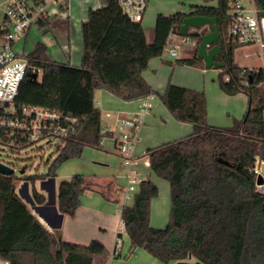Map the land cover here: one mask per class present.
I'll return each instance as SVG.
<instances>
[{
  "label": "trees",
  "instance_id": "obj_1",
  "mask_svg": "<svg viewBox=\"0 0 264 264\" xmlns=\"http://www.w3.org/2000/svg\"><path fill=\"white\" fill-rule=\"evenodd\" d=\"M215 1L214 5H191L189 13H158L153 39L148 42L142 21H130L122 14L116 20L110 9L113 4L118 7L108 0L104 8L89 10L88 18L80 23L78 66L51 59L42 42L26 53L29 65L39 68L41 77L34 78L30 72L24 76L17 102L60 111L76 118V123L74 131L58 141L45 173L0 174V259H8L10 264L106 263L108 252L100 241L79 245L50 233L14 193L15 182H29L32 200L42 204L44 196L33 186L36 179L53 176L64 162L80 157L84 147L101 146L100 110L94 105V91L106 89L124 100L156 93L143 71L152 58L162 55L169 34L178 32L185 16L202 15L217 19L221 52L215 60L222 62L216 67L218 85L229 95L245 93L246 110L231 126L210 125L203 92L167 82L159 99L175 120L192 127L188 135L147 150L150 171L169 184L167 223L163 228L149 225L150 202L158 195V187L149 178L139 182L131 205L121 206L120 218L131 254L142 248L162 263L188 260L191 255L203 264H264V204L249 171L258 143H262L264 156V93L257 86L264 80V69H248L251 82H241L243 67L235 63L234 51L243 45L221 39L228 0ZM256 5L263 8L264 0H256ZM108 22H113L114 29ZM51 24L44 20L38 25L47 31ZM97 24L106 30L98 47ZM205 32L188 28L184 35L195 37L198 45ZM176 62L204 68L196 54ZM88 188L90 182L79 174L61 180L57 186L59 212L72 216ZM110 189L107 183L99 192L106 197L105 190Z\"/></svg>",
  "mask_w": 264,
  "mask_h": 264
},
{
  "label": "crops",
  "instance_id": "obj_2",
  "mask_svg": "<svg viewBox=\"0 0 264 264\" xmlns=\"http://www.w3.org/2000/svg\"><path fill=\"white\" fill-rule=\"evenodd\" d=\"M2 1L3 0H0V22L2 20ZM72 1L74 3L76 2L79 5L81 11L84 13L87 12V14L85 15L83 13L84 15L80 18H74V16L70 13L74 6L70 2L68 19L69 28L70 24L72 26L74 25V21H80V23L82 21H85L88 18V11L92 10V6L95 4V0ZM201 4L203 3L192 5ZM178 12L189 13L190 6L189 8ZM157 14L158 13L155 14L154 18H152L151 23H149L148 21L146 26H143L148 42L153 39L154 20ZM162 14L169 15V13ZM72 18L74 19V21H72ZM55 21L65 24L64 20L61 21L59 19H56ZM35 27L45 30V28H40L39 25H36ZM29 31L24 34L22 38L26 39ZM65 33L67 34L66 30ZM174 34L175 33L170 34L167 44L172 41V36ZM24 42L25 41L22 42L21 40L17 41L15 50L18 52H25ZM41 42L45 44L46 47L48 46V42H46L45 40ZM79 48L80 52H78ZM63 49L65 51L67 50L68 52L66 62L78 66L81 59V40L79 39V41L76 42L75 45H64ZM185 57L190 56H183L182 58ZM168 62L170 63V66H172V63L170 61L164 60L162 55L156 58H152L148 63L147 69L142 73L144 79L151 85L157 95L159 93H162L167 82H171L173 84L185 86L188 88L195 87L191 85L178 84L177 80L173 78L174 76L171 77V72H168V67L164 65V63ZM180 65L189 68H199L201 71H204V69H206L185 64ZM216 72H219V68H216ZM156 93L151 94V107L149 108L147 115L144 117L145 122L143 125H141V130L139 129L134 145V154L142 156L143 160L146 162V164L142 167L140 175L142 176V179L149 178L153 183L154 181L151 179V175L153 173L150 171L148 166L147 150L163 143L182 138L188 135L192 130V127L189 123L179 122L173 118L171 113L162 104V102L159 99L155 98ZM141 99L142 98L135 100H124L119 95L106 89H96L94 91V105L100 110V114L101 112L103 113L102 116L100 115V134L102 136V148L90 149L93 151L89 152L92 157H94V159H97L99 161H92L87 163L86 160L80 161L79 159L75 158L69 159L56 170L53 176H45L43 178L36 179L33 183V186L44 196V202L42 204H37L32 200L31 184L29 182L23 179L17 180L15 182L14 193L20 198V200L27 206L32 214L43 224V226L50 233L59 235L61 237V240L63 241L79 245H87L91 240L100 241L105 246L108 252L105 264L175 263V261L162 263L152 257L146 250L142 248L135 249L131 254L129 252L130 241L126 232L122 234L120 255H113L115 238L118 231L119 221L121 220L119 211L122 205H131L132 197H124L122 195V192L124 191L127 184V171L121 165V160L117 155L116 149L117 141L122 129L118 125L114 124V120L112 117H105L104 114L106 112L114 113L116 111H120L123 114L129 113L136 108ZM207 122L213 126H231V124H229L230 122H225L226 124H222L223 122H217L212 118L210 119V117H208ZM153 124L158 125V129L159 126L160 128H164L160 129V131L156 133H152V129H150V127ZM87 148L89 147H85L84 151ZM109 149H111L110 152ZM101 152H103L104 154ZM45 172L46 171H44L43 173ZM76 174L84 176L85 179L90 182V188L86 189L83 192L80 197V203L75 209L74 214L72 216H69L67 214L59 212L57 208V186L61 180L69 179L71 176ZM107 183L111 184V189L109 191L105 190L106 197H104L99 192V188L104 187V185ZM169 206V188L168 192L167 189L164 188L163 193H160L159 191V195L151 199L149 225L155 228H163L168 220ZM190 261L195 260L193 258H190Z\"/></svg>",
  "mask_w": 264,
  "mask_h": 264
},
{
  "label": "built area",
  "instance_id": "obj_3",
  "mask_svg": "<svg viewBox=\"0 0 264 264\" xmlns=\"http://www.w3.org/2000/svg\"><path fill=\"white\" fill-rule=\"evenodd\" d=\"M108 0H95L92 10L104 8ZM119 11L130 21H142L149 0H112ZM2 20L0 22V144L12 150L25 147L35 141H59L74 131L76 118L60 111L50 110L38 105L18 103L16 96L21 80L27 73L39 78L41 70L30 66L25 52H17L14 42L26 34L32 26L44 20L69 19V0H3ZM227 26L225 40L241 45H255L259 54H264V7H258L256 0H228ZM69 22V21H68ZM171 34V33H170ZM169 34V36H170ZM168 36V37H169ZM222 36V35H221ZM187 40V39H186ZM177 45L169 49L171 56L176 55ZM165 49V48H164ZM242 68L241 82L248 84L250 74ZM257 70V69H256ZM264 93V80L257 85ZM151 95L143 97L136 108L126 114L120 111L106 112L114 124L122 131L117 141V155L126 169L127 184L122 192L130 197L142 180L140 169L146 164L142 156L134 154V145L144 117L151 107ZM264 120V109L262 111ZM249 171L254 176V189L262 197L264 204V163L262 143ZM261 182L257 183V177ZM120 213V211H119ZM125 226L119 221L113 255H120L122 234ZM0 264H10L8 259H0Z\"/></svg>",
  "mask_w": 264,
  "mask_h": 264
},
{
  "label": "rangeland",
  "instance_id": "obj_4",
  "mask_svg": "<svg viewBox=\"0 0 264 264\" xmlns=\"http://www.w3.org/2000/svg\"><path fill=\"white\" fill-rule=\"evenodd\" d=\"M69 2H71V4L74 6V8L70 12L74 16V18H80L84 14L85 15L87 14V12L84 13L81 11L79 5L76 2L74 3L72 0H70ZM197 3L214 5L216 4V1L214 0V1L206 2L204 0H149L142 19V25L146 26L148 21L149 23H151V20L152 18H154L156 13L162 12V13L172 14L173 12L183 11L189 8V6H191L192 4H197ZM111 7L112 8L110 10L113 13L114 18L116 20L121 19L122 15L120 11L116 8L115 4H113ZM98 19L100 20V22H103V16L100 15ZM98 19L96 20V23L97 22L99 23ZM55 20L56 19L53 18L52 24L50 25L47 31L32 26L30 28L28 35L26 36V39L21 37L20 39L15 41V44L13 45L14 49L16 48L15 46L17 41L19 40H21L22 42L25 41L24 42L25 52L27 53L30 51L34 43L45 40L46 42H48V46H47L48 55L56 61L66 62L67 60L66 57L68 56V52L67 50L65 51L63 49V46L67 44L75 45V43L79 41L80 21H74V19L72 18V21H74V25L72 26L70 24V28H69L68 21L67 23L62 24L60 22L58 23ZM226 22L227 21L225 20L222 26L221 39L224 42H226L225 40L226 39L225 30L227 26ZM109 26L112 29H114L113 22H110ZM195 29L196 28L189 27L190 31H194ZM208 29L210 30L209 26L204 25L198 28V31L205 32ZM65 30L67 31L68 35L65 33ZM105 31L106 30H104L101 25L97 24V27L94 31V34H96V39H97L96 40L97 42L95 43L96 47H98V44L102 42L103 37L106 33ZM174 44L178 46L176 48L177 55L170 56L168 49L172 48ZM196 45H197V39L195 37L191 35H180L178 34V32L175 33L172 36V41L167 44V46L165 47L162 53L163 59L170 61L172 63V66H170L169 62L164 63V65L168 67V72H171V77L174 76L173 78L177 80L178 84L195 86L193 87L195 90L203 92L206 100L207 120L208 117H210V119L212 118L217 122H223L222 124H226L225 122H230L229 124H232L234 120H238L242 118L247 107V96L243 92H238L233 95L224 93L218 85V81H217L218 72H216L215 67H211L209 69H204V71H201L199 68H195V67L194 68L183 67L180 65V63L176 62L177 59H180L183 56H193L194 54H196L197 52L196 47L198 46ZM78 52H80V48L78 49ZM234 61L238 66L246 67L247 69L250 70L251 69L256 70L258 68L264 69V54L263 55L259 54V48L255 45H243L236 48L234 51ZM40 77L41 75H39L38 79H40ZM157 96L158 95L156 94L155 98L159 99V97ZM100 115L102 116L103 113L101 112ZM144 122H145V118L143 119L142 125L144 124ZM162 128H160L159 126L158 129V125L156 124L155 125L153 124L150 127V129H152V133H156L160 131V129ZM57 143L58 141L56 140H52L51 142L48 143L46 142V140H40L15 150H12L0 144V162L13 168L14 174L17 176L20 175V170H23L24 174L26 175L43 173L44 171H46L48 164L55 155ZM101 148L102 145L99 148L89 147L85 151L83 149L81 156L75 159H79L80 161L86 160L87 163L92 161H99L97 159H94V157H92L89 151H93L90 149H101ZM110 150L111 149H109V152ZM141 170L142 168L140 169V172ZM151 179L158 187V195H159V191L160 193L161 192L163 193L164 188H166L168 192L169 185L166 180L159 178L154 174L151 175ZM130 196L132 197L133 193H131Z\"/></svg>",
  "mask_w": 264,
  "mask_h": 264
},
{
  "label": "water",
  "instance_id": "obj_5",
  "mask_svg": "<svg viewBox=\"0 0 264 264\" xmlns=\"http://www.w3.org/2000/svg\"><path fill=\"white\" fill-rule=\"evenodd\" d=\"M204 25H208L210 30L201 35L197 46L196 56L204 62V68L209 69L211 67H221L222 62L215 60V56L221 52L220 45L217 43L219 40V30L217 25V19L214 16H202V15H187L185 16L178 29L180 35H184L189 27L200 28ZM36 78L35 75H33ZM251 82V77H249ZM261 171L264 174V163L261 164ZM23 170H20L22 173ZM14 173L13 168L0 162V174L9 175ZM261 182V178L257 177V183ZM191 255H188V260L176 261L174 264H203L199 260L190 261Z\"/></svg>",
  "mask_w": 264,
  "mask_h": 264
}]
</instances>
